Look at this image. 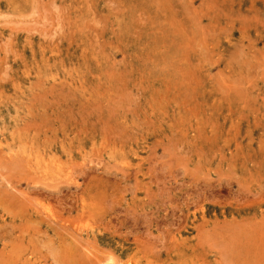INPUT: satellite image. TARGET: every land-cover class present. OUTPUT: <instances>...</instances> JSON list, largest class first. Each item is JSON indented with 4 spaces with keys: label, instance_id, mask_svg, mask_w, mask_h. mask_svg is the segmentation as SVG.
Returning <instances> with one entry per match:
<instances>
[{
    "label": "rangeland",
    "instance_id": "1",
    "mask_svg": "<svg viewBox=\"0 0 264 264\" xmlns=\"http://www.w3.org/2000/svg\"><path fill=\"white\" fill-rule=\"evenodd\" d=\"M0 171V264H264V0H0Z\"/></svg>",
    "mask_w": 264,
    "mask_h": 264
},
{
    "label": "bare ground",
    "instance_id": "2",
    "mask_svg": "<svg viewBox=\"0 0 264 264\" xmlns=\"http://www.w3.org/2000/svg\"><path fill=\"white\" fill-rule=\"evenodd\" d=\"M18 162V161H17ZM72 168V167H71ZM14 170V169H13ZM1 172V171H0ZM8 184H9V182H8ZM41 186V185H40ZM48 187V186H47ZM54 189V188H53ZM55 190V189H54ZM42 191V190H41ZM9 192V191H8ZM84 192V191H83ZM64 193V192H63ZM0 194H2V192L0 193ZM69 194V193H68ZM77 194V193H76ZM5 195V194H4ZM9 196V195H8ZM13 196V195H12ZM1 197V196H0ZM10 197V196H9ZM49 197V196H48ZM6 198V197H5ZM13 198V197H12ZM12 198H10V201H11V199ZM46 198V197H45ZM55 198V197H54ZM64 198V197H63ZM74 198V197H73ZM8 199V198H7ZM61 199V198H60ZM5 200V199H4ZM13 200H14V198H13ZM16 200V199H15ZM56 200V199H55ZM50 201V200H49ZM64 201V200H63ZM58 202V201H57ZM1 203V202H0ZM10 203V202H9ZM15 204V203H14ZM43 204V203H42ZM73 204V203H72ZM3 205H4V203H3ZM40 206H41V204H39ZM75 205V204H74ZM82 205V204H81ZM5 206V205H4ZM18 206V205H17ZM20 206V205H19ZM47 206V205H46ZM15 207V206H14ZM36 207V206H35ZM5 208V207H4ZM75 209V208H74ZM47 210V209H46ZM27 211V210H26ZM46 212V211H45ZM49 212V211H48ZM47 212V213H48ZM67 212V211H66ZM69 212V211H68ZM51 213V212H50ZM52 214V213H51ZM40 215V214H39ZM45 216V215H44ZM62 221V220H61ZM57 223V222H56ZM50 224V223H49ZM53 224V223H52ZM71 224V223H70ZM55 225V224H54ZM49 226V225H48ZM37 229V228H36ZM62 229H65V227L64 226H62V228H61V230ZM67 229V228H66ZM59 231H60V229H59ZM72 233V232H71ZM67 234V233H66ZM69 235V234H68ZM67 235V236H68ZM70 236V235H69ZM71 237V236H70ZM70 237H68V238H70ZM77 237V236H76ZM79 237V236H78ZM45 238V237H44ZM73 238H74V236H73ZM63 239V238H62ZM75 240H77L76 238H74ZM73 239V240H74ZM70 240V239H69ZM69 242H71V241H69ZM72 242H74V241H72ZM53 243V242H52ZM77 243H79L78 245H80V243L81 242H77ZM84 242H82V244H83ZM82 246V245H81ZM84 246V245H83ZM61 247H62V249L58 252V253H56L55 254V252H56V250H55V252H54V254L56 255V256H58V260H59V254L61 253L62 255H61V260H59V261H62V264H63V262H65L66 264H103V262L102 261H100L99 263H97L98 261H95V262H90V259H89V261L87 262V261H85V258L81 255V254H79V251H78V249H77V247L75 246V244L74 245H71V244H69V245H67V244H63V245H61ZM52 248V247H51ZM86 248V247H85ZM53 249H55V248H53ZM56 249H58V248H56ZM86 253V252H85ZM58 254V255H57ZM84 254V253H83ZM83 258H82V257ZM111 256V255H110ZM54 257V256H53ZM88 258V257H87ZM108 258V257H107ZM100 260H101V258H100ZM108 260V259H107ZM110 261H112L113 259L112 258H110L109 259ZM121 262V261H120ZM127 262V261H126ZM115 264H117V263H115ZM128 264V263H127Z\"/></svg>",
    "mask_w": 264,
    "mask_h": 264
}]
</instances>
